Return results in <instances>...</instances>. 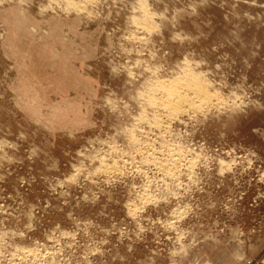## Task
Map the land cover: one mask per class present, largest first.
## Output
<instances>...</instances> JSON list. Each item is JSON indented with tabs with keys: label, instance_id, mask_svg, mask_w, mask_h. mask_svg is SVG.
I'll use <instances>...</instances> for the list:
<instances>
[{
	"label": "rangeland",
	"instance_id": "1",
	"mask_svg": "<svg viewBox=\"0 0 264 264\" xmlns=\"http://www.w3.org/2000/svg\"><path fill=\"white\" fill-rule=\"evenodd\" d=\"M263 252L264 0H0V264Z\"/></svg>",
	"mask_w": 264,
	"mask_h": 264
},
{
	"label": "bare ground",
	"instance_id": "2",
	"mask_svg": "<svg viewBox=\"0 0 264 264\" xmlns=\"http://www.w3.org/2000/svg\"><path fill=\"white\" fill-rule=\"evenodd\" d=\"M144 30V29H143ZM192 75V74H191ZM194 78L195 77H193V80H194ZM172 83V82H171ZM181 83H182V81H181ZM191 83V82H190ZM193 83V82H192ZM196 83V82H195ZM188 84V83H187ZM165 85V84H164ZM164 85H159L158 87L160 88V89H164L163 91L165 92L166 91V93H167V102H165V103H167V105L166 106H169V107H171V109L173 110V111H175L177 108H178V106L181 104V103H183V102H186L187 101V97H186V94H185V96H183L182 94L183 93H187V92H190V93H192L193 94V96H196L195 98H197L201 103L203 102V101H205L206 100V102H207V100H209V98H210V96H209V93H208V90H206L204 87H201V86H197V84L196 85H194V83H193V85L189 88L190 89V91H187V92H184V91H182L183 90V88H182V86H183V83L181 84V89L179 90L178 88L180 87L179 86V83H176V85L177 86H179V87H176V85H172L171 84V86H164ZM185 85V84H184ZM175 86V87H174ZM188 86V85H187ZM157 87V86H156ZM153 89V88H152ZM159 90V89H158ZM186 90V89H185ZM160 91V90H159ZM183 92V93H182ZM163 93V92H162ZM158 94V93H157ZM188 96V95H187ZM185 97H186V101H185ZM192 97V96H191ZM191 100V99H190ZM194 100V99H193ZM188 102V101H187ZM190 102V101H189ZM165 103H164V106H165ZM157 104V103H156ZM166 106H165V108H166ZM185 106H187V105H185ZM180 107V106H179ZM184 107V106H183ZM182 109V108H181ZM180 110V109H179ZM157 123V122H156Z\"/></svg>",
	"mask_w": 264,
	"mask_h": 264
},
{
	"label": "crops",
	"instance_id": "3",
	"mask_svg": "<svg viewBox=\"0 0 264 264\" xmlns=\"http://www.w3.org/2000/svg\"><path fill=\"white\" fill-rule=\"evenodd\" d=\"M199 264H218V263L211 260H203ZM251 264H264V252L256 260L252 261Z\"/></svg>",
	"mask_w": 264,
	"mask_h": 264
}]
</instances>
